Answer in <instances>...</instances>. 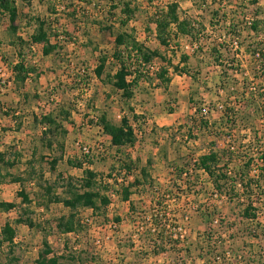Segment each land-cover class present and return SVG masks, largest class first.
I'll use <instances>...</instances> for the list:
<instances>
[{
  "label": "rangeland",
  "instance_id": "1",
  "mask_svg": "<svg viewBox=\"0 0 264 264\" xmlns=\"http://www.w3.org/2000/svg\"><path fill=\"white\" fill-rule=\"evenodd\" d=\"M140 1L143 14L136 20L139 22L136 33L144 41L150 36L145 31L148 24L146 12L151 15L171 0H153L152 3L148 0ZM180 1L181 9L187 11L186 15L200 22V25L197 24L199 28L204 27L200 41L194 43L187 37L180 38L177 45L172 44L173 49L161 46L159 41L148 44L152 48H161L166 57V60L156 57L145 65L153 72L150 76H155V70L165 65L169 66L170 77L174 82L170 90H165L161 82L154 79L153 83L144 86L138 93V99L132 102L140 111L142 122L146 124L141 132H137L139 140L136 147L123 148L121 152L111 147L101 127L91 122L93 117L103 111L115 122L121 120L118 117L121 110L125 109L129 113L121 93L97 77L94 71L101 52L107 54L111 62H115L112 54L117 27L113 31L102 30L94 23L95 20H104L110 16V1L93 0L92 4H80L74 0L72 6L68 0H18L16 32L9 30V18H3L0 24V151H7L10 160L19 154L28 160L31 149L35 147L37 161L34 164V180L25 174L29 163L22 162L13 168H2L5 175L0 178V201L16 202L17 207L9 212L0 211V234L7 222L13 223L20 214L25 216L27 208L33 211L31 215L34 226L31 228L26 224H14L17 229L14 243L10 245L6 242L0 247V260L10 263L9 258L13 257L16 258L15 264H36L39 253L44 249V240H48L54 252L65 257L61 260L63 264H218L217 256H221L224 264H264V183L262 193L258 187H254L252 195L240 193L242 195L238 200L230 201L226 196L221 198L213 194L205 173L196 171L193 174L190 190L184 177L180 178L174 171V166H183L186 160L190 163V160L205 153L208 142L216 138L214 132L201 127L197 107L202 109L201 113L207 110L209 113L206 116L211 121L218 120L224 107L228 103L233 106L235 98L241 97L239 94H231L232 90H242L245 82H248L249 87H261L263 84L262 77L255 79L252 71V68L258 67V57L248 52L247 48L256 40L264 39V26L258 39L248 27L256 9L260 6L264 11V0H260L258 5L253 0H224V4L221 0ZM64 5H67L65 9ZM74 9L76 16L71 13ZM215 11L218 12L215 19L220 22L218 24L211 23ZM27 14L46 18L60 35L52 38L57 46L48 56L43 54L41 43H33V49L25 47L23 54L26 62L36 72L32 74V80L21 87L13 80L12 62L18 56H14L10 43L20 36L27 39L32 33L33 26L27 23ZM224 15L228 16L227 20L221 19ZM131 25H135V21ZM151 25L156 26L154 23ZM234 26H237L236 32L241 33L239 38L237 34V37L234 36ZM222 43L225 56L223 63L227 66L228 77L232 79L229 90L220 86L222 68L208 54L213 46ZM185 54L189 57L187 64L191 73L174 71L173 66L183 64L181 58ZM111 69L108 63L103 78ZM36 74L40 76L36 77ZM191 74L196 76V80ZM24 94H28V99H24ZM190 97L194 98V105L190 103ZM63 107L72 112L70 119L64 121L69 133L61 137L51 134L45 140L54 143L52 148L42 146V132L33 115L41 116L52 111L57 113ZM85 113L89 116H85ZM12 115H18L22 122L25 121L23 133L31 135V142L22 132L13 133L16 123ZM161 118H167L169 125L163 124ZM190 132L191 136L197 138L189 137ZM234 134V137H239L237 133ZM77 140L92 146L89 159L93 162L92 168L101 175L103 185L110 184V180L113 182L109 176L118 174L126 160L125 154L134 160L141 158L140 166L145 165L149 157L155 156L156 167L152 169L149 166V170H155L153 174L156 178H152L154 189L158 188L155 201L150 189L142 187L139 191L145 197L140 201L134 199L132 208L129 203L124 205L119 196L111 198V209L106 213L109 216L99 213L98 217H92L91 210L80 208L77 211L78 218L82 220L80 229L75 233H60L56 228L57 219L68 215L71 209L62 203L49 202L48 198L53 194L68 196L65 181H76L82 177V170L68 163V160L88 158L76 144ZM216 140L219 146L235 144L237 148L240 142L237 138L233 143L228 137H218ZM59 142L63 144V149ZM54 157L60 159L56 169L52 170L50 162ZM239 162L235 161L231 167H239ZM139 169L135 170V174L139 173ZM121 173L125 172L122 170ZM40 175L42 178H38ZM17 176L27 179L23 182L15 181L14 177ZM46 181L52 187L51 195L44 189ZM22 189L29 195L32 204L22 202L19 195ZM111 192L107 191L106 194ZM249 199L257 200L258 218L254 221H246L241 216ZM204 210L216 214L212 224L202 223ZM119 212L130 221L128 226L115 221L114 217L119 216ZM86 218L91 219L92 223H85ZM112 223H116V226H110ZM152 225L156 228L160 225L158 230L178 238L176 246L183 251L175 252L171 249L158 255L148 251L147 244L155 239L147 234V229H152ZM149 234L152 235L151 232ZM144 244L146 248L132 249L134 245L141 247ZM112 247L124 251H115ZM130 251L126 260V253ZM227 252L231 253L230 257L226 256ZM148 254L149 258H146ZM238 255L242 258L239 259Z\"/></svg>",
  "mask_w": 264,
  "mask_h": 264
},
{
  "label": "trees",
  "instance_id": "2",
  "mask_svg": "<svg viewBox=\"0 0 264 264\" xmlns=\"http://www.w3.org/2000/svg\"><path fill=\"white\" fill-rule=\"evenodd\" d=\"M74 0H68L70 5L74 6ZM80 4H92L93 0H77ZM111 10L110 16L104 18V20H95L94 23L98 24L102 30H114L115 32V48L113 51V60L111 62L108 59V55L101 52L98 59V64L95 68V74L97 77L105 81V83L111 85L115 90L122 91L121 96L127 102L130 116L126 114L121 118L119 122L113 121L106 111L100 112L91 119V122L101 127L102 133L111 137V147L117 148L118 152H121L123 148L133 147L139 140L137 135L138 131L144 129L145 122H142L139 114H135L131 104V100L134 99L135 93L143 89L142 83L148 82L151 84L154 79H158L165 90L169 89L172 81L170 77L169 66L160 65L155 70V76L153 72L146 68L145 65L150 63L156 57H160L162 60H166L164 53L160 50L161 48H152L146 41H141L137 35L136 28L131 25V22L138 20L139 16L142 15V2L140 0H109ZM152 3L153 0H148ZM253 3L259 4L260 0H253ZM67 5H64V9ZM55 6H53V9ZM55 12V11H54ZM72 15L76 16L77 13L74 10L71 11ZM147 13V25L145 31L152 35L151 23L156 25L155 38L158 39L159 44L169 49L174 43L177 45L178 40L181 38H189L194 43L200 41L201 30L197 26L200 22L188 17L186 13L181 9L179 0H171L166 4L165 7L155 10L151 15ZM218 12L215 11L212 14L211 23L218 24L216 22ZM263 15V16H262ZM8 17L10 20L9 30L16 32L17 26L15 23L19 17V8L16 0H0V24L3 18ZM29 21L28 24L33 26V31L30 33L29 39L23 37H17L16 41H11V45L18 48V55L20 60L13 66L14 81L23 87L28 78L32 77V74L36 72V69L26 62V56L23 54L25 47L31 49L33 43H41L43 45V54L45 56L50 55L56 48L57 43L52 42V38H58V30L49 23L46 18L40 16H31L27 14ZM222 20H227L228 16L224 15ZM249 20V29L255 33L258 39L261 35L262 26H264V11L259 6ZM110 22V24H108ZM235 25V24H234ZM234 36L238 38L241 35L240 32H236L237 26H234ZM237 34V35H236ZM264 40V39H263ZM256 40L254 43L249 44L247 50L255 57L257 56L258 67L252 68L255 79L262 77L261 87L248 86V82H245L242 86V90L235 88L232 93L235 95L239 94L241 97L235 98V104L230 106L228 103L223 110L222 116L218 120L211 121L206 115L201 113L200 107L196 108V113L200 115L201 127L215 133L216 138L208 142V149L205 153L201 154L197 158H194L188 162L186 160L183 166H174V171L181 177H184V181L191 190L193 186L192 178L196 171L205 173L209 180L213 194L223 198L226 196L230 201H235L240 198L242 194L252 195L254 187H258L260 192H263L262 184L264 183V41ZM89 42V41H88ZM261 46V47H260ZM263 46V47H262ZM176 47V46H175ZM224 44L219 46H213L211 50H208V54L214 59V62L222 68L220 77V86L223 89H230V79L228 77V69L224 62V52L222 48ZM24 49V50H23ZM189 57L185 54L181 60L183 64L173 66V70L179 73H191L188 67ZM108 63L112 66V69L116 68L115 71L110 70L107 72L106 78H103ZM261 75V76H260ZM36 74V77H39ZM192 78L196 80V76L191 74ZM249 89V90H248ZM24 99H28V94L23 95ZM189 101L191 104H195L194 98L190 97ZM238 105V107H237ZM72 112L66 110V108H59L57 113L54 111L44 113L41 116L36 114L33 115L34 121L43 127L42 129V143L48 148H52L53 142L46 141L45 138L51 134H58V137L66 136L69 130L65 127L64 121L70 119ZM85 116H89L87 113ZM15 118L16 127L20 128L23 125L22 119L18 115H12ZM259 121V124L257 123ZM131 122H135L137 127H134ZM73 123V122H72ZM192 131V130H191ZM141 132V131H140ZM235 133L240 137H234ZM190 136L197 138L196 136ZM218 137H228L230 141H237L239 139L238 148L234 145L219 146L216 139ZM60 148L63 149V144L59 142ZM7 151H0V178H3L5 174L2 173V168L8 167L13 168L15 166V159L8 157ZM83 160L74 159L68 160L71 166L80 168L83 170V175L80 179L66 180L65 187L67 188L66 193L68 196L64 197L61 195L53 194L49 196V202L62 203L64 206L71 209L68 215H62L57 219L56 228L60 233H75L82 226L78 218V209H89L91 210L92 217H98L106 214L107 207L111 204L112 193H116L122 200H129L131 195L139 191V189L149 188L153 194L158 192V188L155 190L154 181L151 178L148 167L152 164V161H148L147 165L140 166V159H132L129 154H125L126 160L120 167L118 174L109 177L113 178V182L110 184L103 185V179L101 175L96 172L91 165L93 162L89 159V154H84ZM164 157L167 159V154L164 152ZM60 158L54 157L50 162V168L56 169ZM244 159V160H242ZM235 161H240V166H233L231 164ZM88 164V165H87ZM87 165V166H86ZM86 166V167H85ZM124 167V168H123ZM140 167V169H139ZM125 169V170H124ZM139 169V173L135 174V170ZM125 173H121V171ZM253 170L255 175L252 176ZM29 179L34 180L36 171L35 167L25 171ZM192 176V177H191ZM132 177V178H130ZM38 178H42L41 175ZM110 178V179H112ZM15 181H24L23 176L14 177ZM121 179V180H120ZM263 182V183H262ZM0 183L2 181L0 180ZM44 189L47 190L49 195L52 194V187L49 182H45ZM41 186L43 183L40 184ZM103 185V186H102ZM43 187V186H42ZM104 187V188H103ZM117 187V188H116ZM242 187V188H241ZM102 188L104 191H102ZM107 191H113L111 194H106ZM242 193V194H240ZM22 197V202L28 205L32 204V200L24 189L19 192ZM155 201V200H154ZM257 200L249 199L248 203L243 207L241 216L246 221H254L258 218V206ZM239 204H242L238 202ZM17 207L16 202L0 201V211L9 212ZM26 215H19L18 218L13 220V223L7 222L2 228L0 234V247L8 242L13 245L15 237L17 235V229L14 224H26L29 227L34 226V219L32 217L33 211L27 208L25 210ZM214 212L210 210H204L202 214L203 222L205 224H212L215 221ZM152 216L151 218H153ZM154 219V218H153ZM116 222L119 219L116 218ZM157 221V220H156ZM160 227V225H158ZM158 227L155 231L147 229L148 236L155 238L150 240L147 244L148 251L158 255L160 253H166L173 249L175 252L183 251L178 250L176 244L179 243L178 238H173L172 234L160 229ZM152 233L150 235L149 233ZM147 236V237H148ZM144 239V237H143ZM145 241V239H144ZM173 241V243H171ZM135 244V243H134ZM145 248V247H144ZM177 248V249H176ZM151 249V250H149ZM189 249V248H187ZM13 253V249L10 248ZM147 253V252H145ZM150 253V252H149ZM65 257L58 255L52 249L51 244L48 240H44V249L39 253L36 260V264H63L61 260ZM10 263L0 260V264H15L16 258H9Z\"/></svg>",
  "mask_w": 264,
  "mask_h": 264
},
{
  "label": "crops",
  "instance_id": "3",
  "mask_svg": "<svg viewBox=\"0 0 264 264\" xmlns=\"http://www.w3.org/2000/svg\"><path fill=\"white\" fill-rule=\"evenodd\" d=\"M16 1H18V0H16ZM221 2L224 4V0H221ZM179 3H180V5H181V1L179 0ZM187 12V11H186ZM185 12V13H186ZM187 14V13H186ZM139 18H140V16H139ZM138 18V19H139ZM139 22L138 21H135V25H137ZM134 25V27L136 28V30H138L139 29V26L137 25V26H135ZM133 26V25H132ZM151 28H152V37H151V35L150 36H148V37H146V39L145 40H147L146 41V43L147 44H149V43H155V42H157L158 41V39H156L155 38V34H156V26H154L153 27V25H151ZM179 38H181V37H179ZM29 38H27V40H28ZM182 39V38H181ZM143 41V40H142ZM12 46V51H13V53L15 54L14 56H18V59H16V60H14L13 62H12V75H13V77H15L14 76V74H13V66L20 60V58H19V55H18V48L16 47V46H14V45H11ZM162 46V45H161ZM33 45H31V49H33ZM27 61V60H26ZM28 64V63H27ZM29 65V64H28ZM172 77V76H171ZM13 80H14V78H13ZM30 80H32V77H30V78H28L27 79V81H26V85H27V83H28V81H30ZM155 81V80H154ZM173 82H174V80H172L171 81V83H170V85L171 84H173ZM153 83V82H152ZM156 82H154V84H155ZM149 83L148 82H144V83H142V85H143V87L144 86H146V85H148ZM168 90H170V86H169V89ZM120 93H122V91H120V90H118ZM138 93H140V91H138V92H136L135 93V97H134V99L133 100H137L138 99ZM112 98V97H111ZM26 100V99H25ZM133 100H131V102L129 103V104H131V106L133 107V109H134V112L133 113H135V114H139L140 113V111L134 106V104H133ZM18 113V112H17ZM16 113V114H17ZM127 115V116H130V114L129 113H127V111L124 109V110H121V115H118V117H123L124 115ZM38 115V114H37ZM140 115V114H139ZM172 114L170 113L169 114V116H171ZM39 116V115H38ZM163 121H164V123L163 124H166V125H169L167 122H166V119L167 118H161ZM132 124H133V126L134 127H137L136 126V123L135 122H131ZM146 124V123H145ZM25 125V121H23V125H22V127ZM39 125V124H38ZM22 127H20V128H17V127H14V129H13V133L14 134H16L17 132H22V135L24 134V136L26 137V139H30V140H28V141H32L31 139H33L32 137H31V135L30 134H25V133H23V132H25L24 131V127L22 128ZM39 130H41V132H42V129H43V127L41 126V125H39ZM93 131V130H92ZM136 132H138V128H137V130H136ZM101 133V132H100ZM105 135V134H104ZM106 137H107V139H108V141H109V143H110V145H111V137L109 136V135H106ZM18 141V140H17ZM41 145L43 146L44 145V143H42L41 142ZM54 145V144H53ZM133 147H136V144L133 146ZM133 147H131V148H133ZM36 149L37 148H35V147H33L32 149H31V152H30V155H29V157H28V160L27 159H25V158H22L23 156H22V154H19L18 156H15L14 157V159H15V166L18 164V163H22V162H25V163H29V165H27V168L25 169V171H28L29 169H32V166L34 167V164H36V158H37V154H36ZM132 157V156H131ZM152 157V158H151ZM151 157H149L148 158V160H147V162H146V164L148 163V161H152V160H154V158H155V156L153 157V156H151ZM140 160H141V158H140ZM27 161H29V162H27ZM141 162H142V160H141ZM140 162V163H141ZM145 164V165H146ZM141 165V164H140ZM144 164H142V166H145ZM156 162H155V160H154V163L152 162V164H151V168L153 169V167H156ZM14 166V167H15ZM29 166V167H28ZM150 166V165H149ZM86 167V166H85ZM91 168H92V166H91ZM82 170V169H81ZM82 172H83V170H82ZM148 172H149V174H150V176H151V178H153V179H155L156 178V176H155V174H153V173H155V170H149V167H148ZM138 192V193H137ZM139 193H141V194H139ZM145 196H144V193H142V192H140V191H136V192H134L132 195H131V197H130V199L129 200H123V204L125 205V204H127V203H129L130 204V207L132 208L133 207V205L135 204V202H133L134 201V199H139L138 201H140V199H143ZM153 200H155V199H153ZM111 205V204H110ZM110 205L107 207V209H106V213H107V211H108V209H111V207H110ZM119 216H115L114 217V219H116V218H118L119 219V222H121V224H125V225H127L128 226V224H130V221H128L127 219H125V217L121 214V212H119ZM106 215H108L109 216V214H106ZM118 215V214H117ZM136 245V244H135ZM133 246V248L132 249H134V250H136V249H138L139 248V250H141V249H143L144 247L146 248V245L144 244V245H142L141 247H139V246ZM117 246V245H116ZM112 250H117V251H124L122 248H114V247H112ZM114 252V251H113ZM131 253V251L130 252H128V253H126L127 255H128V257L126 258V260L129 258V254ZM140 253V252H139ZM122 256H125V254L124 255H122ZM146 258H149V254H148V257H147V255L145 256ZM113 260H115L114 258H113ZM144 260V259H143ZM151 260V259H150ZM153 260V259H152ZM151 260V261H152Z\"/></svg>",
  "mask_w": 264,
  "mask_h": 264
},
{
  "label": "built area",
  "instance_id": "4",
  "mask_svg": "<svg viewBox=\"0 0 264 264\" xmlns=\"http://www.w3.org/2000/svg\"><path fill=\"white\" fill-rule=\"evenodd\" d=\"M194 47H195V46H194ZM208 113H209V112H208L207 110H205L204 113L202 112L203 115H207ZM76 144L79 146L80 150H81L84 154H90V153L93 151L92 146H90V145H86V144H84V143H83L82 141H80V140H77ZM120 180H121V179H120ZM110 196H111V198H117L118 195H117L116 193H112ZM83 222H84V221H83ZM85 223H87V224H91L92 221H91V219L86 218ZM110 226H114V227H115V226H116V223H112ZM152 227H153V225H152ZM140 228L143 229V227H140ZM152 230L155 231V230H156V227H153ZM230 255H231L230 252H227V253H226V256L230 257ZM238 258L241 259L242 256H241V255H238ZM217 260H218V264H224L223 261L221 260V256H217Z\"/></svg>",
  "mask_w": 264,
  "mask_h": 264
}]
</instances>
